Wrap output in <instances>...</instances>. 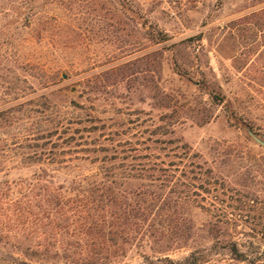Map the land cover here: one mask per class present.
<instances>
[{"label": "rangeland", "instance_id": "1", "mask_svg": "<svg viewBox=\"0 0 264 264\" xmlns=\"http://www.w3.org/2000/svg\"><path fill=\"white\" fill-rule=\"evenodd\" d=\"M0 111V183L52 169L41 154L75 165L170 125L215 183L180 211L204 230L170 256L204 251L224 205L236 224L222 230L264 250V147L248 133L264 136V0H0Z\"/></svg>", "mask_w": 264, "mask_h": 264}, {"label": "trees", "instance_id": "2", "mask_svg": "<svg viewBox=\"0 0 264 264\" xmlns=\"http://www.w3.org/2000/svg\"><path fill=\"white\" fill-rule=\"evenodd\" d=\"M48 128L59 130L52 121ZM169 128L159 125L155 139L154 133L128 138L111 156L109 149L88 147L75 165L62 153H44L40 160L52 169L0 183V264H128L123 260L134 249L142 258L137 264H212L217 254L224 256L217 264H264V250L253 240L243 243L222 230L236 224L232 205L206 223L204 251L191 250L179 260L170 256L188 246L192 231L204 230V221L180 211L201 207L197 190L211 194L215 183L199 177L206 162ZM89 138L71 142L91 146Z\"/></svg>", "mask_w": 264, "mask_h": 264}, {"label": "water", "instance_id": "3", "mask_svg": "<svg viewBox=\"0 0 264 264\" xmlns=\"http://www.w3.org/2000/svg\"><path fill=\"white\" fill-rule=\"evenodd\" d=\"M65 77V76H64ZM248 133L251 135V137L254 139V141L259 144L260 146L264 147V136H260L253 131L248 129Z\"/></svg>", "mask_w": 264, "mask_h": 264}]
</instances>
